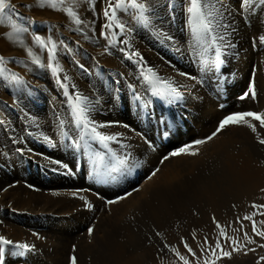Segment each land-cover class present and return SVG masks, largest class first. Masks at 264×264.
<instances>
[{
	"label": "bare ground",
	"instance_id": "obj_1",
	"mask_svg": "<svg viewBox=\"0 0 264 264\" xmlns=\"http://www.w3.org/2000/svg\"><path fill=\"white\" fill-rule=\"evenodd\" d=\"M145 4L108 17L111 53L73 77L46 117L1 120L0 236L13 241L5 263L183 264L176 248L205 264L202 239L214 247L218 237L212 217L241 244L249 234L235 216L240 203H264V128L251 118L255 133L217 128L234 113H264V5L202 0L209 35L190 22V0Z\"/></svg>",
	"mask_w": 264,
	"mask_h": 264
},
{
	"label": "rangeland",
	"instance_id": "obj_2",
	"mask_svg": "<svg viewBox=\"0 0 264 264\" xmlns=\"http://www.w3.org/2000/svg\"><path fill=\"white\" fill-rule=\"evenodd\" d=\"M8 2L10 7L5 10L6 19L0 23V56L4 58L0 62V125L2 121H17L18 115L33 121L43 119L47 115L45 108L48 104L54 99H61L63 90L74 84L73 77L79 76L96 58L111 53L113 39L110 32H107L113 27L110 19L104 16L105 21L101 22V28L103 27L104 30L100 32L95 23L97 17L104 14L105 10L109 12L116 10L115 3L118 0H101L99 3L97 0H63V3H58L56 8L40 7L37 0H8ZM136 3L142 4L144 8L147 6L145 0H136ZM66 8H71L77 14L81 20L80 24H76L73 18L68 16L64 11ZM117 10L136 12L140 9L133 7L130 0H125L124 5ZM15 28L22 31H14ZM36 36L41 37L44 44L37 42ZM49 38L56 46L51 59H49V49L52 45L48 43ZM49 63L52 67H48ZM4 138L5 134L0 126V148ZM65 141H71L68 135ZM108 152L110 153L109 150ZM245 202L240 203V213L235 219L248 225V235L256 243L248 244L242 238L244 247L230 258L222 257L223 264H234L237 255L241 256L237 264H257L260 257L264 256V248L259 247L264 244V238L252 232V221L243 219L245 215L257 213L253 216V220L257 222L258 230H264V224L259 223L264 220V216L259 215L264 209L252 207L253 204L264 205V203ZM215 220L223 227L227 225L225 219L224 222L222 219L215 218ZM210 224L213 226L212 231L219 236V229L213 222V217ZM205 238L210 244V238L207 236L203 237L202 243ZM207 258L208 264L213 260L215 263L218 261L210 252ZM260 264H264V261H260Z\"/></svg>",
	"mask_w": 264,
	"mask_h": 264
},
{
	"label": "snow or ice",
	"instance_id": "obj_3",
	"mask_svg": "<svg viewBox=\"0 0 264 264\" xmlns=\"http://www.w3.org/2000/svg\"><path fill=\"white\" fill-rule=\"evenodd\" d=\"M39 3L40 7H45L49 6L52 8H56L58 3H63V0H37ZM125 0H118V2L115 3V8H120L124 5ZM130 3L132 4L133 7H137L141 10V14L143 13L144 6L142 4L136 3V0H130ZM259 3L261 5H264V0H259ZM243 5H248L250 6L252 4V0H242ZM190 7L188 8V12L191 14L189 19L190 22H195L197 25V31H204L207 34L211 35L213 31V21L211 17H213V12H205L202 8V0H190ZM204 6L206 7L207 4L205 3ZM10 7V4L8 0H0V23H3L4 20L6 19L5 15V10ZM109 7H112V4L110 3ZM64 11L67 12L69 17H72L74 22L76 24H80L81 20L77 17V14L71 9V8H66ZM104 15L106 17L114 18L115 17V10H113L111 13L108 10L104 11ZM111 25H108L110 27ZM121 29L123 28L122 25H120ZM14 31H22V29L15 28ZM11 35V34H9ZM35 40L39 42L40 44H44V41L41 39V37L36 36ZM259 40L261 43H264V36L259 37ZM49 44L52 45V47L49 49V59L52 58V54L55 49V44L51 41L49 38L48 41ZM47 47V45H45ZM31 55V53H29ZM3 57L0 56V62L3 61ZM39 63V61H36ZM48 67H52L51 63H49ZM56 69H53L55 71ZM151 71V70H149ZM148 79V77H145ZM170 87V86H169ZM249 91L251 92V98L255 99L256 97V92L254 87H250ZM249 95L248 92L244 94V97H247ZM244 97H241L243 99ZM74 110L78 112H83L84 109L80 107V97L77 96L76 98V103L74 105ZM246 118H251L252 120L259 121V126L261 128H264V113H256L252 111L248 112H242V113H234L231 115L226 116L223 120L220 121L219 127L217 128V132L222 130L228 125H240V124H246L247 127H249L254 133L257 132V128L255 125L251 124L248 122ZM93 132H95V128L92 129ZM216 133H213L215 135ZM99 135V133H97ZM212 137H209L208 139H211ZM258 142L261 145H264V138H260L259 134H257ZM102 140H112L115 139V137L112 136H102ZM204 141H197V144L203 143ZM185 149H181L180 152H184ZM179 153H173L172 155H177ZM194 154V153H193ZM262 192H264V189H261ZM124 197H121L123 199ZM108 203H116V201H108ZM253 208L255 209H264V205H252ZM257 213H253L252 215H245L243 219L252 221V232L255 233L256 236H259L261 238H264V230H258L257 228V222L253 220V216L256 215ZM259 215L264 216V212H260ZM239 219V218H238ZM213 222L216 224L217 229H219V236L216 238L215 245L214 247L212 245L208 244L207 238L204 240V244L208 245V248L205 249L202 247V251H207L210 252L212 256H215L217 260L221 259L222 257H231L232 252L240 251L244 245L240 243L239 238H233L231 236H228L225 230V227H223L219 222L215 220V217H213ZM260 224H264V220L259 222ZM243 228V225H241V229ZM240 229H237L236 231H239ZM91 229H89V233L91 234ZM159 235V233H157ZM221 237L224 238V243H221ZM193 238H195V233H193ZM183 241V238H181ZM243 239L247 241L248 244H253L256 243L255 240H253L247 232L243 234ZM13 241L5 239L3 236H0V264H5L4 260V248L3 245H12ZM231 245V251L226 250V246ZM17 248L20 249H28L29 245L27 244H18L16 245ZM167 247V245H166ZM259 247L264 248V244L259 245ZM184 248L187 249L189 253L192 255H195V252H193V249L189 246L187 242H184ZM217 249H219V255H217ZM171 251H173L181 261H183V264H189L188 259L184 256L181 255L179 250L176 248H172ZM248 251H255V249H248ZM72 264H76V258L73 256L71 258ZM260 261H264V256L260 257V260L257 261V264H260ZM205 264H208V261H205ZM211 264H215V260L211 262Z\"/></svg>",
	"mask_w": 264,
	"mask_h": 264
}]
</instances>
